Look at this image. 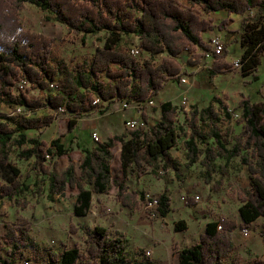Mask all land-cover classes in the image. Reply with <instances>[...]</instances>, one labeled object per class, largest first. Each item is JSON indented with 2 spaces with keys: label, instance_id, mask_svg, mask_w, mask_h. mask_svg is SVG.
<instances>
[{
  "label": "trees",
  "instance_id": "obj_1",
  "mask_svg": "<svg viewBox=\"0 0 264 264\" xmlns=\"http://www.w3.org/2000/svg\"><path fill=\"white\" fill-rule=\"evenodd\" d=\"M7 1L13 3V10L0 9V98L11 107L22 105L53 111L64 108L65 114L71 115L69 132L77 128L79 120L100 107L95 103L96 98L104 103L100 110L103 114L117 100L151 102L168 81L180 80L184 73L179 63L181 53L196 47L208 49L203 33L216 27L211 18L201 15V11L244 15L256 8L264 12V0H0V6ZM25 2L48 12L49 19L65 24L76 34L105 32V42L97 46L90 59L71 67L55 53V38L24 28L17 11ZM132 35L142 41L145 52L140 56H132L122 44L124 36ZM241 42L244 47L241 68L246 74L253 73L258 80L260 77L254 72L264 55V23L249 24ZM229 66L224 60H216L212 75ZM32 90H42L44 94L32 97L29 95ZM237 108L241 109L243 130L234 136L230 127L223 129L222 124L233 120L236 109L231 110L217 95L207 106L193 105L185 146L188 164L201 163L208 182L217 170L218 159L225 160L218 166L222 171L236 157L248 167L250 188L239 207L241 222L226 218L207 222L199 241L178 251V264H227L226 259L235 248L228 233L264 217V104L247 95L241 98ZM160 109V119L154 125L114 134L85 148L79 175L74 165L58 173L40 163L38 168L48 183L47 196L53 199L63 195L67 186L77 189L74 204L77 216L88 215L94 193H108L114 184L119 186V197H126L123 202L131 207L135 206L133 202L138 195L146 198L144 191L129 192L123 182L113 177L112 148L117 143L121 145L125 174L129 169L139 170L146 166L168 169L169 163L178 170L180 164L173 157L172 149L180 137L179 108L167 100ZM4 117L5 121L0 123V160L9 166L12 175L0 182V205L5 199L21 204L20 197L29 190V185L22 182L20 169L9 160L10 144L30 142L31 146L21 153L25 159L41 157V153L45 159L47 156L62 157L68 151L67 134L62 133L50 144L39 138H28L27 130L50 126L57 117L54 113L30 118ZM143 120L148 123L145 114ZM16 134L19 140L15 139ZM148 199L156 202L162 216L171 212V198L165 191ZM26 205L27 202L22 204ZM184 229H187L185 220L175 224L176 231ZM30 230L29 222H23L6 232V242L11 246L7 255L0 253V264H15L13 257L17 252L23 256V247L38 248ZM260 234L264 239V230ZM86 243V251L77 245L58 254L49 252L46 264H156L145 249L139 250L138 256L129 257L124 240L112 236L108 228L101 225L88 232Z\"/></svg>",
  "mask_w": 264,
  "mask_h": 264
},
{
  "label": "rangeland",
  "instance_id": "obj_2",
  "mask_svg": "<svg viewBox=\"0 0 264 264\" xmlns=\"http://www.w3.org/2000/svg\"><path fill=\"white\" fill-rule=\"evenodd\" d=\"M0 9L11 12L13 3L7 1ZM200 13L205 18H211L216 25L214 30L203 33L205 42L209 45L214 34L221 36L224 52L212 58H204L205 48L196 47L182 52L178 62L184 72L182 77L187 78V82L181 79L168 81L155 96L153 103H144L138 109H123L121 102L117 100L102 114L100 110L104 103L100 104L93 114L79 120L77 128L72 132H69V114L57 116L50 126L42 130H27L28 138H39L48 144L62 133H66L68 151L62 157L47 156L45 159L41 153V157L25 159L21 156L22 150L29 148L31 143L10 144L9 160L20 169V179L29 185V190L21 195V204L5 199L0 205V253L7 255L11 246L6 242V232L23 222H29L30 236L38 248L23 247L24 255L21 256L17 252L13 257L15 264L24 256L36 258L39 264H46L49 252L58 254L77 245L86 251L88 232L101 225L108 228L112 236H120L124 240L129 257H136L139 250L145 249L156 264H178V251L197 243L207 222L219 218L241 222L239 207L250 188L248 167L240 157H236L228 163L225 171H222L218 166L224 164L225 160L218 159L215 163L217 170L208 182L206 169L201 163L188 164L185 132H190L188 124L192 106H207L215 95L231 110L236 109L233 120L222 124L223 129L229 126L234 136L241 134L243 130V123L240 121L241 109L237 108L241 98L251 95L254 101L264 104V55L261 56V65L254 72L259 75L258 80L254 78L253 73L246 74L243 68L234 64L244 51L241 41L245 28L248 29L249 24L264 23V12L254 8L244 15L229 14L226 11ZM17 14L24 28L55 38V53L64 58L71 67L77 62L90 59L97 46L103 45L107 36L105 32L76 34L65 24L49 19L51 15L48 12L30 2H25ZM135 42L137 36L134 35L124 36L122 39L125 47ZM216 60H224L230 66L212 75L211 70ZM15 90L18 91V87ZM43 94L42 90L29 92L32 97ZM167 100H171L179 108L177 125L180 137L178 144L172 149L173 157L180 164L178 170L169 163L168 169L146 166L139 170L129 169L125 174L121 161V145L117 143L112 148L113 177L123 182L129 192L144 191L146 198L138 195L137 200L133 202L135 206L131 207L123 202L126 197H119V186L114 184L108 193H94L93 205L88 215L77 216L74 213L77 189L67 186L63 195H56L53 199L47 196L48 183L38 168L40 163L49 165L58 173L74 165L79 175L85 148L93 147L98 140H107L114 134L131 130L126 122L130 119L141 121L143 114L148 117V123L140 126L154 125L160 119V105ZM215 105L218 106L217 103ZM12 108L0 98V123L5 121L4 116H17L13 115ZM48 114H52L50 109L39 112V116ZM15 139H20L19 134H16ZM210 142L214 144L213 139H210ZM11 175L9 166L0 160V182H5ZM164 191L171 198L172 208L166 217L162 216L156 204L148 199L155 198ZM197 195L200 197L197 198ZM128 200L130 202V198ZM26 202L27 205L22 206ZM180 220L186 221L187 229L176 231L175 224ZM246 229L249 230L248 234H245ZM262 230L264 217L258 218L249 226L229 232L235 248L227 257V264H263L264 239L260 234Z\"/></svg>",
  "mask_w": 264,
  "mask_h": 264
},
{
  "label": "built area",
  "instance_id": "obj_3",
  "mask_svg": "<svg viewBox=\"0 0 264 264\" xmlns=\"http://www.w3.org/2000/svg\"><path fill=\"white\" fill-rule=\"evenodd\" d=\"M129 53L132 56H140L141 54H143L145 52V49L142 45V41L137 37V42L131 44L129 47ZM224 52V43L223 40L221 38V36L214 34L211 37V40L209 42V48L206 49L204 51V58H212L213 56L216 55H220ZM196 60V57L194 56V61ZM236 66L240 67L242 66V63L240 61V58L237 59L234 63ZM181 80L183 82H187V78L182 77ZM52 88H55L54 84H51ZM122 104V108L123 109H129V108H139L140 106H142L144 103H139V102H129L127 100H122L120 101ZM95 103L98 104H102V102L100 101L99 98H96ZM151 103H153V101H151ZM45 108H41V109H33L27 106H22V105H17L16 107L12 108V113L13 115H17L19 117H26V118H30V117H35L37 115H39V112L41 110H43ZM52 113H54L57 116H60L62 114H65V109L64 108H60L58 111H53L51 110ZM127 127L129 129H135L138 127H144V126H140V125H145V122L143 120H136V119H130L127 122ZM197 198H199L200 196H196ZM156 204V202H154ZM221 228V227H220ZM249 230L246 229L245 230V234H248ZM18 264H39L36 258L33 257H29V256H24L23 258H21V260L18 262Z\"/></svg>",
  "mask_w": 264,
  "mask_h": 264
}]
</instances>
